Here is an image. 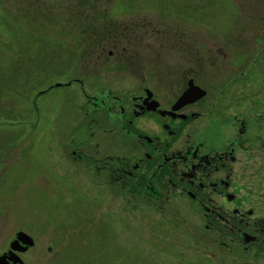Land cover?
I'll return each instance as SVG.
<instances>
[{
  "label": "rangeland",
  "instance_id": "rangeland-1",
  "mask_svg": "<svg viewBox=\"0 0 264 264\" xmlns=\"http://www.w3.org/2000/svg\"><path fill=\"white\" fill-rule=\"evenodd\" d=\"M188 81L205 94L176 147L233 151V198L212 204L264 218V0H0V252L22 230L26 264H264V235L207 203L146 199L75 158L141 156L129 132L165 134L150 116L129 125L133 97L169 109Z\"/></svg>",
  "mask_w": 264,
  "mask_h": 264
},
{
  "label": "flooded vegetation",
  "instance_id": "flooded-vegetation-1",
  "mask_svg": "<svg viewBox=\"0 0 264 264\" xmlns=\"http://www.w3.org/2000/svg\"><path fill=\"white\" fill-rule=\"evenodd\" d=\"M187 87L188 84L183 91ZM195 102L184 104L175 111V115L183 117H173L172 114L165 112L170 111L174 103L170 105L169 109L160 108V104L153 97L152 92L144 88L143 94L133 97L132 110L128 112L120 105L118 111L123 116L126 112L129 113V125L133 122L132 116H150L155 118L161 124L160 129L164 132V137H151L147 133L143 134L139 129L136 130V127L133 126L132 130L136 131L129 132L131 133L130 135L140 143L141 147L147 150L143 151L141 156H134L133 159L126 160L122 156L105 155L100 158V161L96 162V159L91 156L75 155V151L72 152V155H75L78 160H85L86 163L83 162L84 165L91 164L92 166H90L93 167L94 171L103 177V180L105 178V182L110 186L117 187L120 190L128 188L133 192H144L146 199L153 197V199H156L161 196L157 192L160 189L163 197L168 200L185 195L191 201L197 200L202 205H204V202L207 203V206H203L208 211V213L204 214L206 215L205 217L212 220H221L226 226L230 225L228 227L229 230L240 227V230H247L245 232L248 234H250L249 231H253L257 235H264V218L237 217L232 211L235 217L231 216L227 219L223 217L220 206L212 204L216 197L224 195L227 199L229 194L231 196L229 199L233 198L232 194L226 192L230 174H225L224 179L226 181H223L222 177V170L227 162L233 163L235 161L233 151L226 148L224 150H215L212 153H201L200 148H205L203 142H200L199 145H188V143H185L184 148L176 147L178 138L186 131L185 128L201 115L186 111V107ZM103 104L104 101L100 100V105L102 106ZM182 109H185V112H181ZM244 132L245 126L241 125L238 134L242 135ZM185 136L188 137L185 139L186 142H189L188 131ZM140 187H142L141 192L139 191ZM146 189L147 191H144ZM208 224L212 225L213 223L208 221ZM212 226L215 227L216 225ZM219 230L220 228L217 226V232ZM19 232L30 236L22 230L14 232L7 248L0 252V264H26L21 255L25 254L34 245V240L30 236L33 245L28 246L25 243L28 238L25 236L17 237ZM251 236H253L254 242L257 237L254 234ZM17 239L18 242H15Z\"/></svg>",
  "mask_w": 264,
  "mask_h": 264
},
{
  "label": "water",
  "instance_id": "water-1",
  "mask_svg": "<svg viewBox=\"0 0 264 264\" xmlns=\"http://www.w3.org/2000/svg\"><path fill=\"white\" fill-rule=\"evenodd\" d=\"M204 94H205V92L202 89H200L199 87L193 85L192 84V81H188V87H187V89H185L183 91V93L179 96V98L177 99V101L172 106L171 110H176V109H178L179 107H181L182 105H184L186 103L193 102V101L201 98ZM171 112H165V113H171ZM21 236H25L26 238H28L25 241V243H27L28 245H32L33 242L31 241V238L30 237H28L27 235H25L22 232L17 233V237L18 238L21 237ZM15 242H18V239L15 240Z\"/></svg>",
  "mask_w": 264,
  "mask_h": 264
}]
</instances>
